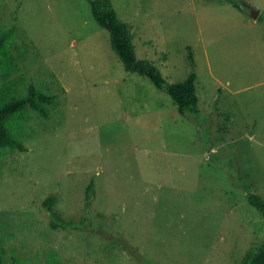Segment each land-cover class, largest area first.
<instances>
[{"label":"rangeland","instance_id":"obj_1","mask_svg":"<svg viewBox=\"0 0 264 264\" xmlns=\"http://www.w3.org/2000/svg\"><path fill=\"white\" fill-rule=\"evenodd\" d=\"M238 2L111 0L166 86L196 71L192 120L128 68L87 0H0V97L56 96L47 118L10 120L24 150L0 156L4 264H247L264 241L247 198H264V0Z\"/></svg>","mask_w":264,"mask_h":264},{"label":"trees","instance_id":"obj_2","mask_svg":"<svg viewBox=\"0 0 264 264\" xmlns=\"http://www.w3.org/2000/svg\"><path fill=\"white\" fill-rule=\"evenodd\" d=\"M91 7V12L96 22L106 28L111 35L112 43L115 49L119 52L122 60L128 68L150 77L154 84L160 88H165L178 105V110L181 114L187 115L192 120H198L199 114V96L197 94V73L193 69L187 77L171 85L166 86L165 81L161 77L156 68L147 61L139 60L135 54L132 35L125 22H123L117 11L113 8L111 0H87ZM232 3L237 8L241 9L238 0H223ZM11 37V32L0 31V62L9 56L8 42ZM189 63L194 67L195 59L190 48L188 54ZM4 93L5 91L2 90ZM55 95L46 94L36 88L35 85H30L28 93L21 97H12L3 95L0 97V156L3 149L7 147H15L24 150L23 145L14 136L10 120L17 114L32 109L40 113L44 118L49 116L47 106L55 100ZM192 114L194 117L188 115ZM198 116V117H197ZM250 191V190H249ZM95 196V181L91 180L86 189V206L89 207ZM247 198L249 203L260 212L264 218V198L254 192H248ZM58 201L56 195H49L44 206L50 212L52 217V226L69 227L71 225L60 213L55 210V204ZM0 264L3 263L0 255ZM247 264H264V241L260 244L255 252L247 257Z\"/></svg>","mask_w":264,"mask_h":264},{"label":"water","instance_id":"obj_3","mask_svg":"<svg viewBox=\"0 0 264 264\" xmlns=\"http://www.w3.org/2000/svg\"><path fill=\"white\" fill-rule=\"evenodd\" d=\"M244 5H245L246 7H248V8H251V9H250V14H251V16H252L253 18L257 19L258 15H259V13H260V10H255V9H253V8L251 7V5H250V4H247V3H244Z\"/></svg>","mask_w":264,"mask_h":264}]
</instances>
